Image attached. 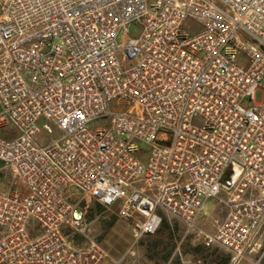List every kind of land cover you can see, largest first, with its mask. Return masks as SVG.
Here are the masks:
<instances>
[{"label":"built area","instance_id":"obj_1","mask_svg":"<svg viewBox=\"0 0 264 264\" xmlns=\"http://www.w3.org/2000/svg\"><path fill=\"white\" fill-rule=\"evenodd\" d=\"M3 172L24 192L0 191V264H125L87 199L136 241L199 231L217 199L204 245L244 259L264 226V0H0Z\"/></svg>","mask_w":264,"mask_h":264},{"label":"rangeland","instance_id":"obj_2","mask_svg":"<svg viewBox=\"0 0 264 264\" xmlns=\"http://www.w3.org/2000/svg\"><path fill=\"white\" fill-rule=\"evenodd\" d=\"M140 27L133 24L129 28V34L121 33L120 42H127L130 38H135L140 34ZM262 94H257V101L261 100ZM202 120L197 118L196 124H201ZM107 126L105 120H98L91 124V128L96 130ZM54 134L43 133L41 135L42 144L47 143L51 138L60 136L59 130L53 127ZM0 191L1 192H24V188L17 179H14L9 172L0 173ZM87 208V223L91 229V236L100 242L103 248L112 258H124L125 264H158L164 261L170 251L174 252L173 259L180 262L178 248L180 251L192 241L195 246L204 242L205 234H213L219 223L225 218L227 209L220 204L217 199L207 202V208L202 213L196 227L199 231L187 232V228L177 220H172L171 225L174 233L170 234L164 231L157 236H144L135 240L133 236L132 224L129 221L119 217L116 205L110 208H102L93 199L84 200L83 205ZM186 229V233H184ZM76 243H82L83 240L76 238ZM252 250H248L246 257L232 264H264V226L254 240Z\"/></svg>","mask_w":264,"mask_h":264},{"label":"crops","instance_id":"obj_3","mask_svg":"<svg viewBox=\"0 0 264 264\" xmlns=\"http://www.w3.org/2000/svg\"><path fill=\"white\" fill-rule=\"evenodd\" d=\"M167 225L164 226V223L156 234L159 236L164 231L172 234L174 233V228L171 225V221L167 219ZM179 222V221H178ZM181 223V222H179ZM183 224V223H181ZM183 226H185L183 224ZM186 233V229L184 231ZM153 236V235H150ZM180 256V262L175 261L173 259L174 252L170 251L164 261H159L158 264H220L219 262H225L226 264H232L236 261H232L231 255L225 252L223 249L218 248L217 246H213L211 248H207L204 245V242L199 244V246H195V244L191 241L190 244L183 247V250L180 251L177 249Z\"/></svg>","mask_w":264,"mask_h":264},{"label":"trees","instance_id":"obj_4","mask_svg":"<svg viewBox=\"0 0 264 264\" xmlns=\"http://www.w3.org/2000/svg\"><path fill=\"white\" fill-rule=\"evenodd\" d=\"M98 204H99V203H98ZM99 206L102 207V208H104V207L101 206L100 204H99ZM167 224H168L167 221H165V222H164V226L167 225ZM219 263H220V264H226L225 262H219Z\"/></svg>","mask_w":264,"mask_h":264}]
</instances>
